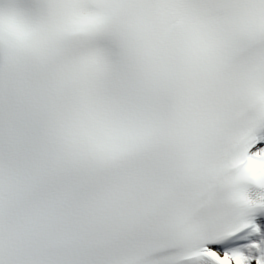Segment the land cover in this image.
<instances>
[{
  "label": "snow or ice",
  "instance_id": "snow-or-ice-1",
  "mask_svg": "<svg viewBox=\"0 0 264 264\" xmlns=\"http://www.w3.org/2000/svg\"><path fill=\"white\" fill-rule=\"evenodd\" d=\"M0 264H264V0H0Z\"/></svg>",
  "mask_w": 264,
  "mask_h": 264
}]
</instances>
